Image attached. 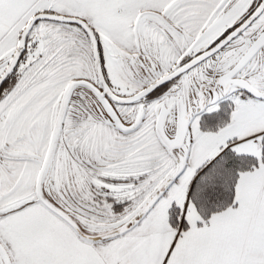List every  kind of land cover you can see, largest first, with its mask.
Wrapping results in <instances>:
<instances>
[{
  "label": "snow or ice",
  "instance_id": "snow-or-ice-1",
  "mask_svg": "<svg viewBox=\"0 0 264 264\" xmlns=\"http://www.w3.org/2000/svg\"><path fill=\"white\" fill-rule=\"evenodd\" d=\"M0 264H264V0H0Z\"/></svg>",
  "mask_w": 264,
  "mask_h": 264
}]
</instances>
